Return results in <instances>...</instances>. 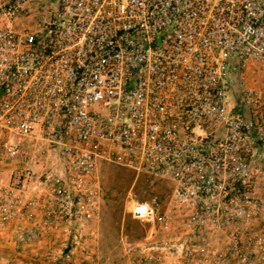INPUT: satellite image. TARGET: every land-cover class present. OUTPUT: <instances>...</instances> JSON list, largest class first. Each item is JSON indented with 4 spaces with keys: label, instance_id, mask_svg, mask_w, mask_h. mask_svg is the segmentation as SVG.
Returning a JSON list of instances; mask_svg holds the SVG:
<instances>
[{
    "label": "built area",
    "instance_id": "obj_1",
    "mask_svg": "<svg viewBox=\"0 0 264 264\" xmlns=\"http://www.w3.org/2000/svg\"><path fill=\"white\" fill-rule=\"evenodd\" d=\"M252 61L264 0H0V248L59 239L42 256L77 264L111 163L171 182L130 212L173 264H264Z\"/></svg>",
    "mask_w": 264,
    "mask_h": 264
},
{
    "label": "rangeland",
    "instance_id": "obj_2",
    "mask_svg": "<svg viewBox=\"0 0 264 264\" xmlns=\"http://www.w3.org/2000/svg\"><path fill=\"white\" fill-rule=\"evenodd\" d=\"M24 24L22 20L21 25ZM245 77L249 84L262 86L264 66L257 61L250 62ZM229 98L230 104L234 105L232 92ZM99 178L104 192L100 220L94 237L91 242L88 241L91 246L89 253L79 250L76 263L173 264L174 260L168 255V248L163 243L167 234L159 231L152 241H147L148 226L137 221L130 212L133 199L155 202L165 209L172 189L171 182L148 172L136 173L111 163L102 164Z\"/></svg>",
    "mask_w": 264,
    "mask_h": 264
},
{
    "label": "crops",
    "instance_id": "obj_3",
    "mask_svg": "<svg viewBox=\"0 0 264 264\" xmlns=\"http://www.w3.org/2000/svg\"><path fill=\"white\" fill-rule=\"evenodd\" d=\"M48 245L57 249L63 248L59 239L50 244L46 239L41 238L25 245L20 252L13 244L3 243L0 248V264H52L47 262H52L53 259L42 256Z\"/></svg>",
    "mask_w": 264,
    "mask_h": 264
}]
</instances>
